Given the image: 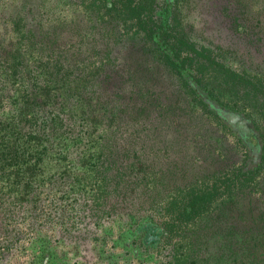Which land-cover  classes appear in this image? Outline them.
Segmentation results:
<instances>
[{"label":"rangeland","instance_id":"374dc122","mask_svg":"<svg viewBox=\"0 0 264 264\" xmlns=\"http://www.w3.org/2000/svg\"><path fill=\"white\" fill-rule=\"evenodd\" d=\"M123 18L93 0H0V68L20 50L28 66H48L52 52L60 92L89 121L66 133L31 128L25 87L0 69V220L27 211L45 227L149 212L174 219L168 202L182 190L241 163L236 140ZM176 21L243 78L222 87L209 71L211 92L264 127V0H180ZM176 226L169 264H264V175Z\"/></svg>","mask_w":264,"mask_h":264},{"label":"flooded vegetation","instance_id":"af4514ba","mask_svg":"<svg viewBox=\"0 0 264 264\" xmlns=\"http://www.w3.org/2000/svg\"><path fill=\"white\" fill-rule=\"evenodd\" d=\"M179 1L125 0L118 4L107 0L105 6L118 10L120 16L129 5L139 10V17L124 21L125 27L143 39L151 33L155 50L161 55L169 54L178 67L184 66L179 73L226 127L220 129L242 148L241 163L236 168L246 173L264 171V127L255 115L223 103L204 86L200 67L205 64V50L179 30ZM96 4L106 9L102 0ZM213 102L234 119V124L227 123L218 110H213ZM41 218L27 211L12 221L0 220V264H169L165 253L177 234L178 222L153 212L122 215L114 222L75 220L46 227ZM69 224L73 231L66 227Z\"/></svg>","mask_w":264,"mask_h":264},{"label":"trees","instance_id":"16d2710c","mask_svg":"<svg viewBox=\"0 0 264 264\" xmlns=\"http://www.w3.org/2000/svg\"><path fill=\"white\" fill-rule=\"evenodd\" d=\"M95 3L101 0H93ZM105 6L107 0H102ZM114 2L121 4L125 0H113ZM118 11V10H116ZM114 10V12H116ZM110 13H113L112 10H109ZM139 10L130 8V5L126 7L124 15L121 17L127 16L136 18L139 17ZM147 39L152 40L151 33H147ZM193 50V49H192ZM205 50V64H202L200 67V72L207 78V73L212 71V76L218 80H222L224 85H232L235 87L241 84L239 77L235 73L226 69V67L217 62L214 54L207 49ZM196 51V50H193ZM160 52V51H159ZM162 53V52H160ZM23 53L20 50L16 55L8 56L7 62H10L7 67L6 65L2 66L0 69L3 71L4 75L8 78H12L15 82L20 81L22 87L24 88V93L27 98V110L28 114L32 116L30 124L31 128H37V131L49 132V131H58L66 133L69 130L80 131L88 124V119L78 114H74L73 110L76 109V104L71 96H63L60 92V89L67 88V84L63 86H58V83L55 81V76L60 75L62 67L59 66V62L55 54L49 52L47 54L49 58L48 66L44 65H31L25 64V60L22 57ZM40 57L43 56V53L38 54ZM7 57V56H6ZM165 63L172 72L181 75L179 72L183 71L181 68L175 64V62L170 58L169 54H164ZM2 73V72H0ZM206 74V75H205ZM42 76V77H41ZM182 79L184 80L185 88L187 92L194 97V102H196L201 109L204 111V115H209V118L212 119L216 124L221 127H226L220 122L219 117L208 107V104H205L202 100L198 99L195 95L196 93L192 90L189 83L185 79L182 73ZM202 76L203 82L204 78ZM220 80V81H221ZM238 80V82H237ZM244 82V81H242ZM206 88L208 84L204 83ZM210 90V89H209ZM239 91H243V88L239 87ZM211 91V90H210ZM261 93L264 94V90H261ZM68 95V91L65 92ZM262 96L261 99H263ZM85 101H83L84 103ZM263 169V168H262ZM264 175V171H252L250 173L243 172L241 168H233L228 170L226 174L218 178L209 179L201 182H194L187 189L182 190L180 196L173 198L168 202V206L173 208L175 212V221L185 222L190 221L196 222L200 220L203 216L210 213L214 209V205L220 200L225 198H230L242 191L252 187L259 179ZM188 210L190 212L188 213Z\"/></svg>","mask_w":264,"mask_h":264},{"label":"water","instance_id":"95a60500","mask_svg":"<svg viewBox=\"0 0 264 264\" xmlns=\"http://www.w3.org/2000/svg\"><path fill=\"white\" fill-rule=\"evenodd\" d=\"M212 107H213V110H218L219 111L220 116L223 119L225 118L227 120V123L234 124V119H231L230 118L231 116L229 114H226V112L224 110L220 109L215 102L212 103Z\"/></svg>","mask_w":264,"mask_h":264}]
</instances>
